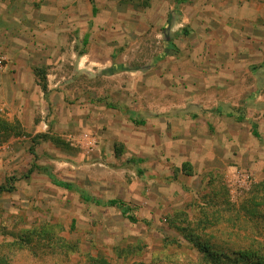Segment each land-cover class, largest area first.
Listing matches in <instances>:
<instances>
[{
	"label": "rangeland",
	"instance_id": "rangeland-1",
	"mask_svg": "<svg viewBox=\"0 0 264 264\" xmlns=\"http://www.w3.org/2000/svg\"><path fill=\"white\" fill-rule=\"evenodd\" d=\"M196 1L103 0L62 49L28 42L23 55L46 75L49 93L39 87V109L23 123L0 102V117L24 128L0 143V189L10 190L0 191V255L10 264H199L184 235L198 231L204 210L235 225L207 230L221 243L263 239L264 107L242 112L243 98H222L239 104L220 116L237 122L241 138L221 147L216 170L201 168L198 146L184 138L185 122L217 113L190 99L187 76L200 72L181 58L194 63L198 49L179 25L200 28L195 9L214 3ZM84 55L93 63L80 64ZM0 58V74H13L3 49Z\"/></svg>",
	"mask_w": 264,
	"mask_h": 264
},
{
	"label": "crops",
	"instance_id": "crops-1",
	"mask_svg": "<svg viewBox=\"0 0 264 264\" xmlns=\"http://www.w3.org/2000/svg\"><path fill=\"white\" fill-rule=\"evenodd\" d=\"M93 1L98 6L95 7ZM102 1L0 0V50H5L10 58L11 69L15 70L13 74H0V102L6 104L11 119L17 118L22 123L29 121L33 113L31 107L38 110L41 102L37 94V78L29 66L31 62L23 55L27 46L31 47L28 42L36 39L46 47L62 49L61 45L68 33H74L84 25L89 27L88 22ZM196 2L201 3V0ZM212 2L207 7L202 5L195 9L193 16L200 22V28L179 25L187 28L188 35L183 34L198 49L196 56H189L194 63L187 62L185 56L181 57L183 64L186 62L187 65L197 66L193 70L200 72L195 80L189 79L195 75L187 76L190 99L197 94L201 111L208 113L211 108L217 112L214 113L216 115L202 114L197 120H189L183 128L184 138L189 144L197 145L198 149L194 151L202 155L200 167L208 170H216L219 165L222 146L239 144L241 138L238 136L237 122L220 116L222 110L233 109L239 104L233 102L231 105L222 98H243L240 104L242 112L264 107V69L257 73L248 70L254 63L264 65V0ZM79 15L85 16V24L79 22ZM98 28L97 24L94 29ZM208 32L218 37L213 43L200 38ZM170 45L175 46L173 43ZM80 61L85 66H88L87 62L93 63L87 55ZM253 78L258 88L256 91L250 83ZM194 82L197 84L194 85Z\"/></svg>",
	"mask_w": 264,
	"mask_h": 264
},
{
	"label": "trees",
	"instance_id": "trees-1",
	"mask_svg": "<svg viewBox=\"0 0 264 264\" xmlns=\"http://www.w3.org/2000/svg\"><path fill=\"white\" fill-rule=\"evenodd\" d=\"M188 1L190 0H177L176 3L177 5H182ZM183 32L186 35H188L189 33L187 31V28H185ZM170 44L172 43L169 42V50L173 48L176 49L175 46H171ZM33 70L37 78V83L41 88L45 99L48 100L49 89L46 75L39 68H34ZM23 134L24 128L19 122H10L0 117V143L7 140L12 135L20 136ZM254 134L257 136L256 131H254ZM30 173H32V170ZM53 183L56 186L62 187L66 190H73V186L71 184L61 183L57 180H53ZM0 191L9 192L10 190L1 188ZM82 196L84 201H91V198L84 195ZM262 201L264 202V193ZM97 204L101 205L100 202H97ZM108 205L110 207L118 208L120 206H124L123 202L117 200L110 201ZM248 211L250 213V209H248ZM203 214L207 217L204 218V221L202 223L198 224V231L194 232L192 231V229H190L188 233L184 235L185 238L193 245V248L196 250V252L200 255L199 264H264V235H260L261 237H263V239H260L258 241L252 240L253 238L249 237H246L247 239L240 238V242L236 243V248H234L235 245L232 243L231 239H229L228 242L221 243L216 238H214L213 235L215 233L207 232L208 229H214L216 231L219 223L223 221L230 229H232L233 227H235V225L231 222V220H228V218H209V212L207 210H204ZM129 220L133 223L137 222V220L132 217L129 218ZM231 223L233 224V226ZM263 227L264 226H262V228ZM207 235H210L211 237H208ZM92 262L95 264H108L105 260L98 261L93 259ZM0 264H10V262L6 257L0 255Z\"/></svg>",
	"mask_w": 264,
	"mask_h": 264
},
{
	"label": "built area",
	"instance_id": "built-area-1",
	"mask_svg": "<svg viewBox=\"0 0 264 264\" xmlns=\"http://www.w3.org/2000/svg\"><path fill=\"white\" fill-rule=\"evenodd\" d=\"M4 61L5 60H3V59L0 58V70H3V68H4V66H3Z\"/></svg>",
	"mask_w": 264,
	"mask_h": 264
}]
</instances>
